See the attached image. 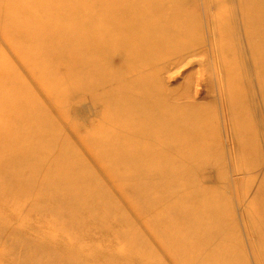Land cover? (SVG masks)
<instances>
[{"label":"bare ground","instance_id":"obj_1","mask_svg":"<svg viewBox=\"0 0 264 264\" xmlns=\"http://www.w3.org/2000/svg\"><path fill=\"white\" fill-rule=\"evenodd\" d=\"M13 1L0 264H264V0Z\"/></svg>","mask_w":264,"mask_h":264},{"label":"rangeland","instance_id":"obj_2","mask_svg":"<svg viewBox=\"0 0 264 264\" xmlns=\"http://www.w3.org/2000/svg\"><path fill=\"white\" fill-rule=\"evenodd\" d=\"M224 1L226 0H223L221 3H224ZM18 0H14L13 1V4H17ZM205 2V0H202L201 2L198 0L196 2V4H194V1L193 0H182V5H183V8L184 9H187L189 11H193V10H197V13L198 14H202L203 13V7L201 3ZM235 2V0H234ZM237 6H239V4H236L232 9L234 10V12L236 13V17L235 20L237 23H241V19L239 17V13H238V8ZM240 19V20H239ZM199 59V58H198ZM194 62V63H193ZM192 64H190L189 66L185 67V68H178L176 69V74L174 75V77L176 76V78H174L172 76V78L170 79L169 81V84H170V87H176L178 86L179 84L181 85V81H182V78L185 74H187L188 72L190 71H195V69L199 68V62L198 61H194L193 60ZM209 70L208 68L204 69L203 70V74L204 76H206V78L209 76ZM208 71V72H207ZM196 74V73H195ZM194 74V75H195ZM173 79V80H172ZM172 84V85H171ZM179 85V86H180ZM204 90V91H203ZM205 89L204 88H201L200 89V96L198 97L199 99H202L201 101H208V99H210L212 102L213 100H215V97L214 96H208L206 98H203L204 95H205ZM82 97V98H81ZM81 98V99H80ZM79 100V101H78ZM84 100V101H83ZM217 100V99H216ZM72 101V102H71ZM70 102H69V107H70V110H71V113H72V116L74 114V119L77 121V123H79L80 126H82L83 122L84 124H88L89 123V120L91 121L93 118L90 119V114L87 112V110H85V107H83L84 105L83 104H86V99H85V96L83 95H78V96H75L74 99H72ZM82 101V102H81ZM209 102V101H208ZM72 105V107H71ZM85 110V111H84ZM80 111V112H79ZM85 113H84V112ZM83 112V113H82ZM77 114V115H76ZM79 114V115H78ZM84 117H83V116ZM82 116V117H81ZM82 118V119H80ZM81 121V122H80ZM88 121V122H87ZM226 130V129H225ZM225 137V138H224ZM227 138V139H226ZM228 143V144H227ZM234 138L229 134L228 135V132L225 131L224 132V135H222V146H224V151L228 152L230 154V157H233V150H234ZM232 146V148H231ZM226 149V150H225ZM225 152V153H226ZM0 211H3L2 208H0ZM4 212V211H3ZM16 220H17V216L14 217ZM25 231V229L23 230ZM33 234V233H32ZM12 238H16V236L14 234H11V236L8 238V239H12ZM18 251H23L22 247L19 248ZM27 255V253H26ZM254 264V263H253Z\"/></svg>","mask_w":264,"mask_h":264}]
</instances>
